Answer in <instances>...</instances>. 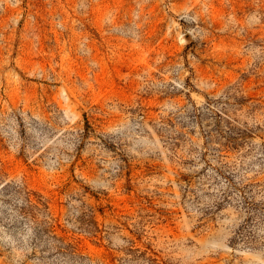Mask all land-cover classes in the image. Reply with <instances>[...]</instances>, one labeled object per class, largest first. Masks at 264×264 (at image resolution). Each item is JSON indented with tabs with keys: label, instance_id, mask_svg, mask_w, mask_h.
Wrapping results in <instances>:
<instances>
[{
	"label": "rangeland",
	"instance_id": "obj_1",
	"mask_svg": "<svg viewBox=\"0 0 264 264\" xmlns=\"http://www.w3.org/2000/svg\"><path fill=\"white\" fill-rule=\"evenodd\" d=\"M28 199L95 264H264V0H0V264Z\"/></svg>",
	"mask_w": 264,
	"mask_h": 264
},
{
	"label": "trees",
	"instance_id": "obj_2",
	"mask_svg": "<svg viewBox=\"0 0 264 264\" xmlns=\"http://www.w3.org/2000/svg\"><path fill=\"white\" fill-rule=\"evenodd\" d=\"M28 201V205L22 206L20 211L28 220V238L33 248V257L40 259L44 264H95L94 258L82 247L81 240H71L66 236L58 235L55 219L48 213V218L39 220L34 211L38 207L31 204V200ZM134 244L135 241H132L131 245ZM128 253L133 259H142L149 264H161L159 254L150 245L144 250L130 248Z\"/></svg>",
	"mask_w": 264,
	"mask_h": 264
}]
</instances>
